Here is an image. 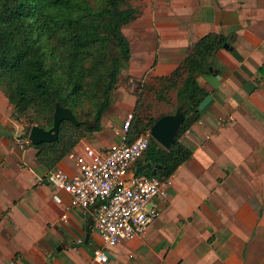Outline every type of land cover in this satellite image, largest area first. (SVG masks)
I'll return each mask as SVG.
<instances>
[{
    "label": "crops",
    "instance_id": "obj_1",
    "mask_svg": "<svg viewBox=\"0 0 264 264\" xmlns=\"http://www.w3.org/2000/svg\"><path fill=\"white\" fill-rule=\"evenodd\" d=\"M128 1L141 15L123 28L132 56L116 95L128 89L131 104L130 82L171 75L204 36H230L232 46L198 78L209 95L181 138L193 155L169 177L167 197L151 200L160 216L142 236L108 248V264H264V0ZM12 113L0 91V264H100L93 227L85 242L92 216L63 209L70 197L45 180L50 172ZM107 123L94 134L99 149L118 139ZM57 169L77 172L69 156Z\"/></svg>",
    "mask_w": 264,
    "mask_h": 264
},
{
    "label": "trees",
    "instance_id": "obj_2",
    "mask_svg": "<svg viewBox=\"0 0 264 264\" xmlns=\"http://www.w3.org/2000/svg\"><path fill=\"white\" fill-rule=\"evenodd\" d=\"M140 15L128 0H0V91L13 107V119L24 127L22 138L28 140L34 126L51 129L57 104L70 109L78 121L94 125L87 129L63 122L57 142L30 144L47 172L57 169L88 134L104 130L113 94L132 56L123 28ZM226 46H232L230 36L206 35L171 75L140 83L143 92L134 108L130 140L181 106L185 109L171 149L151 137L138 163L161 165L156 177H171L191 159L193 151L181 138L199 121L200 106L209 95L198 78L211 75L217 53ZM147 93L168 105L175 101L174 112L148 115L140 103ZM151 173L149 169L137 175Z\"/></svg>",
    "mask_w": 264,
    "mask_h": 264
},
{
    "label": "built area",
    "instance_id": "obj_3",
    "mask_svg": "<svg viewBox=\"0 0 264 264\" xmlns=\"http://www.w3.org/2000/svg\"><path fill=\"white\" fill-rule=\"evenodd\" d=\"M133 120L130 113L115 130L118 139L111 147L96 149L84 143L79 151H73L69 158L76 173L55 169L45 178L56 191L70 197L65 211L78 209L92 216L93 228L102 242L93 253L94 261L100 264L109 263L108 248L142 236L160 216L157 209L149 208L151 200L167 197L169 178L136 173L152 136L148 131L130 140ZM26 143L31 144L29 140ZM54 201L62 205L59 196L55 195Z\"/></svg>",
    "mask_w": 264,
    "mask_h": 264
},
{
    "label": "water",
    "instance_id": "obj_4",
    "mask_svg": "<svg viewBox=\"0 0 264 264\" xmlns=\"http://www.w3.org/2000/svg\"><path fill=\"white\" fill-rule=\"evenodd\" d=\"M226 49L231 50V48L228 46H226ZM214 71L215 70L213 68H210V73H213ZM184 121L185 109L183 106H181L175 114L166 115L159 119L150 129V134L156 142H158L165 149L169 150L174 145L175 139ZM63 122H70L75 126H85L87 129H92L94 126L93 122L89 120L78 121L70 109L57 104L54 114L53 127L49 130H45L38 126H34L31 129L28 137L29 142L34 146L57 142L59 140L60 126ZM149 169H152V176L156 177L158 172L162 169V166L153 165L151 162H149L138 165L136 168V173L142 174ZM95 208L96 206H94L91 210L94 211ZM92 227L93 221L90 220L86 229V243L90 238Z\"/></svg>",
    "mask_w": 264,
    "mask_h": 264
},
{
    "label": "rangeland",
    "instance_id": "obj_5",
    "mask_svg": "<svg viewBox=\"0 0 264 264\" xmlns=\"http://www.w3.org/2000/svg\"><path fill=\"white\" fill-rule=\"evenodd\" d=\"M149 80V79H148ZM143 80L130 82V85H133L136 87L137 91L135 93V98L132 99V104L129 102V99L131 98V95L127 91L128 89H122L119 94L116 95L117 89L115 90L113 94L112 99V106L109 109L106 118H108L107 126H105L109 133H114L115 128L121 127L123 124L122 117L128 116L129 113H134V108L136 107L139 99V94L142 93L139 87L140 83H142ZM129 83V82H128ZM146 94V97L140 102L142 103V106L147 110L148 115H151L153 118H157L162 114H172L175 110L176 102L174 101L173 105H168L165 102L156 101L152 95ZM174 100H175V94H173ZM133 98V97H132ZM135 100V101H133ZM133 108L132 112H129ZM107 120V119H106ZM21 124V123H20ZM22 125V124H21ZM23 127V125H22ZM24 128V127H23ZM108 133V134H109ZM94 134L91 133L87 135V140L89 144H92V146L96 149H99L100 144L96 143V138L94 137ZM110 136V135H109ZM108 136V137H109ZM86 139V138H85ZM106 146L111 147V140L108 138L105 143ZM72 170L75 171V169L72 167Z\"/></svg>",
    "mask_w": 264,
    "mask_h": 264
}]
</instances>
